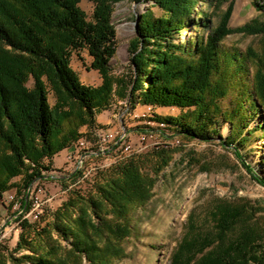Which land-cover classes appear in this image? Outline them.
I'll list each match as a JSON object with an SVG mask.
<instances>
[{
  "label": "trees",
  "instance_id": "16d2710c",
  "mask_svg": "<svg viewBox=\"0 0 264 264\" xmlns=\"http://www.w3.org/2000/svg\"><path fill=\"white\" fill-rule=\"evenodd\" d=\"M81 1L0 0V199L14 188L24 193L14 214L22 228L15 252H24L11 253L16 264H115L125 256L137 212L152 199L155 176L171 160L162 150L155 151V163L139 156L120 159L100 171L95 182L88 181V191L66 185L67 198L49 212L45 225L24 217L35 204L26 198L33 182L54 178L46 174L54 170V157L87 135L83 126L88 131L104 127L96 117L115 97L132 108L182 109L177 116L155 114L150 120L157 127L146 124L141 131L220 138L264 184L240 151L252 118L264 111V20L237 29L260 38L257 46L242 49L224 43L233 31V1L216 26L193 16L199 0H91V19ZM121 1L153 2L163 14L140 15L130 70L116 77L114 11ZM259 8L264 16V0ZM189 26L206 34L179 41ZM84 48L92 57L90 68L102 77L99 86L84 84L71 65L73 51ZM225 123L231 133L223 138ZM82 175L79 170L55 179L67 183ZM250 215L244 203L218 200L207 215L212 229L203 231L192 214L172 264H264L262 229L249 224ZM0 264L7 263L0 259Z\"/></svg>",
  "mask_w": 264,
  "mask_h": 264
},
{
  "label": "rangeland",
  "instance_id": "374dc122",
  "mask_svg": "<svg viewBox=\"0 0 264 264\" xmlns=\"http://www.w3.org/2000/svg\"><path fill=\"white\" fill-rule=\"evenodd\" d=\"M232 1L234 7L229 27L233 31L227 35L224 43L236 45L242 49L257 46L260 40L258 35H249L237 29L255 20H264L259 8L260 0H199L193 16L206 17L205 19L212 26H216ZM80 7L85 11L88 19H91L94 2L82 0ZM149 10L157 16L163 14L153 2L116 3L114 25L117 31L118 48L112 60L113 76H123L130 70L129 50L131 41L137 34V20L141 14ZM198 34H206V30L189 26L179 36V41H186ZM90 64L91 60L87 51L83 49L73 51L71 65L81 81L86 85L99 86L102 84V77L97 70L90 68ZM28 85L33 86V79L28 82ZM49 98L51 104H55L56 98L52 92ZM149 106L152 105H144L143 108L136 109L137 106L132 108L125 99L118 97L112 99L110 107L96 117V121L104 126L102 129L123 127L125 137L131 143L130 148H126L128 145H120L115 151L112 149L83 155L82 151H75V160L79 159L77 167H74V160L70 159L69 155L65 156V160L59 159L57 165L60 166L46 172V174H52L54 178L34 181L28 192L29 195L34 192V188L37 190L40 186L44 187L45 190L39 193L42 211L35 215L37 199H33L35 205L33 209L31 207L32 210L25 213L24 217L37 225H45L51 218L49 212L59 207L67 198L66 185H69V188L88 191L91 187L88 181L95 182L100 171L120 159L139 156L147 160L151 159L149 162L155 163V151L162 150L165 155L171 157V160L157 176L154 175L156 184L153 197L145 207L138 210L133 235L127 238L124 244L125 256L117 260L115 264H172L173 254L186 234L190 216L194 215L203 231L211 230V222L207 221V215L214 204L221 199L244 203L251 212L249 224L260 227L261 237H264V184L253 179L250 171L234 154L232 147L224 145L220 138L203 141L187 139L177 134L155 132L149 128L148 131H141L146 124L157 127V124L150 120L155 114L177 116L182 112V109L177 107L157 109L154 106H152L153 111L149 112V109H145ZM249 130L250 134L247 132L244 134L247 135V139L245 144L240 146V151L254 172L264 178V111L259 110L252 118ZM90 131L81 132L88 135ZM140 133L142 137H152L157 143L166 145L160 148L153 144L143 145L140 141ZM230 133V124H223L222 137L225 138ZM77 141L73 143L71 153L81 140L78 143ZM79 170L83 172V175L77 180L67 182L68 184L55 179L63 178L55 175H68ZM23 195L24 193L19 194L14 188L0 199V259H4L7 264H16V261L11 258V253H14L16 257L24 253L15 252L22 228L14 216L20 209ZM14 200H18L20 205L15 207L12 202Z\"/></svg>",
  "mask_w": 264,
  "mask_h": 264
},
{
  "label": "built area",
  "instance_id": "2783aa9c",
  "mask_svg": "<svg viewBox=\"0 0 264 264\" xmlns=\"http://www.w3.org/2000/svg\"><path fill=\"white\" fill-rule=\"evenodd\" d=\"M145 109H149V112L153 111V108ZM155 132H162V130L155 129ZM140 141L143 145L153 144V146L157 147L166 145L157 143L156 140L152 139V137H142L141 133ZM99 142H106V149H99ZM120 145H131V143L125 137L123 127H110V129H102V127H99L91 130L88 135L83 138V141H80L79 145H76V147L73 149V152L69 154V157L70 159L74 160V167H77V161L79 160H75V151H82V155L86 153H99L120 147ZM97 164L98 163H96V165ZM43 190H45L43 186L38 187L37 190L34 188V192L27 196L29 200L37 199V209H35V215L39 214V211H42L41 201L39 200V193L43 192Z\"/></svg>",
  "mask_w": 264,
  "mask_h": 264
},
{
  "label": "crops",
  "instance_id": "0c3cea01",
  "mask_svg": "<svg viewBox=\"0 0 264 264\" xmlns=\"http://www.w3.org/2000/svg\"><path fill=\"white\" fill-rule=\"evenodd\" d=\"M84 51H87V53H88V50L87 49H83ZM88 55H89V53H88ZM89 57H90V60L92 61V57L89 55ZM144 107V105H138L137 107H136V109H141V108H143ZM160 108H165V107H157V109H160ZM107 110H104V111H102L101 113H99L98 115H97V117H99L100 115H102L104 112H106ZM88 127L87 126H83L82 127V129H81V131H87L88 129H87ZM69 154H71V149H63V150H61L58 154H56V156L54 157V159H53V167L55 168V167H57V166H60V165H57V163H58V160L59 159H62V160H65V156L66 157H68V155ZM67 159V158H66Z\"/></svg>",
  "mask_w": 264,
  "mask_h": 264
},
{
  "label": "bare ground",
  "instance_id": "6f19581e",
  "mask_svg": "<svg viewBox=\"0 0 264 264\" xmlns=\"http://www.w3.org/2000/svg\"><path fill=\"white\" fill-rule=\"evenodd\" d=\"M149 108H152V107H149ZM82 141V140H81ZM127 149H129L130 148V146H127L126 147ZM99 149H106V142H99ZM104 152V151H103ZM93 154V153H92ZM79 160V159H78ZM79 163V162H78ZM81 163V162H80ZM79 163V164H80ZM28 196V195H27ZM15 205V207L16 206H18L20 203H19V201H16L15 203H14ZM35 205V204H34Z\"/></svg>",
  "mask_w": 264,
  "mask_h": 264
},
{
  "label": "water",
  "instance_id": "95a60500",
  "mask_svg": "<svg viewBox=\"0 0 264 264\" xmlns=\"http://www.w3.org/2000/svg\"><path fill=\"white\" fill-rule=\"evenodd\" d=\"M55 176H58V177H65V176H67V175H61V174H58V175H55ZM26 198H28V197L26 196Z\"/></svg>",
  "mask_w": 264,
  "mask_h": 264
}]
</instances>
